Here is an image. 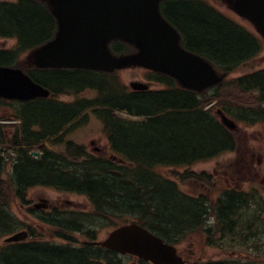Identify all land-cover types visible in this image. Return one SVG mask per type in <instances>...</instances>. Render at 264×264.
I'll return each instance as SVG.
<instances>
[{"label":"trees","instance_id":"16d2710c","mask_svg":"<svg viewBox=\"0 0 264 264\" xmlns=\"http://www.w3.org/2000/svg\"><path fill=\"white\" fill-rule=\"evenodd\" d=\"M162 11L181 34L186 49L228 76L264 50L259 36L206 0H170L163 4ZM55 32L56 20L42 4L31 0L17 6L0 4V36H16L23 51L51 40ZM111 49L114 53L131 51V47L120 42ZM19 54L0 50V66L19 65ZM27 71L54 97L93 90L97 98L72 105L45 100L20 104L14 110L19 123L14 132L8 125L0 124V239L25 226L11 212L3 189L26 202L29 189L45 186L85 195L92 204L90 213L39 217L61 231L83 234L88 231L87 237L94 240L97 233L89 230L135 221L173 243L175 233L186 235L201 226L197 220L207 207L206 201L183 192L161 169L188 168L235 149V133L222 124L215 113L218 109L248 126L264 123V69L231 76L204 93L182 89L175 80L162 74H155L154 79L164 89L136 93L129 91L117 75ZM92 110L103 122L112 150L126 164L96 158L71 143L64 153L43 148L55 137L60 136L61 140L70 123ZM38 148H43L42 155L35 158L31 153ZM8 163L12 169L7 185L2 176ZM189 170L186 174L196 175ZM202 175L200 178L206 181V175ZM225 194L247 197L233 191ZM217 207L218 202L216 208H209ZM59 237L72 240L66 234ZM0 264L123 263L115 253L89 244L71 248L19 243L0 247Z\"/></svg>","mask_w":264,"mask_h":264},{"label":"water","instance_id":"95a60500","mask_svg":"<svg viewBox=\"0 0 264 264\" xmlns=\"http://www.w3.org/2000/svg\"><path fill=\"white\" fill-rule=\"evenodd\" d=\"M52 5L59 21L55 38L36 49L30 61L38 68H75L114 72L140 66L176 79L183 88L202 92L224 79L200 56L181 47V37L161 14L164 0H43ZM241 17L249 20L264 38V0H224ZM119 40L137 51L114 56L109 44ZM135 90L147 85L132 83ZM50 92L34 82L22 69L0 66V98L32 100ZM224 125L237 124L218 111ZM25 233L6 240L19 242ZM100 245L130 253L153 264H184L176 249L137 223L112 231Z\"/></svg>","mask_w":264,"mask_h":264},{"label":"rangeland","instance_id":"374dc122","mask_svg":"<svg viewBox=\"0 0 264 264\" xmlns=\"http://www.w3.org/2000/svg\"><path fill=\"white\" fill-rule=\"evenodd\" d=\"M209 1L219 10H221L225 15L235 19L237 22H239L249 30L254 31L252 23L241 19L238 15L231 11L227 6L228 4L224 0ZM14 42L15 41L11 39H0V47L10 48L14 45ZM27 57L28 54L23 57V60L26 62L27 59H29V57ZM259 69H264V50L257 58L241 65L237 69V72L234 74V76L238 77L240 75L247 74ZM145 73L146 72L143 69H140L137 66H130L125 68L119 74L121 82L124 85L129 86L131 82H143ZM95 95V93L88 91L81 94L82 97L91 99H93ZM74 99L75 98L73 96H65L61 98V100H64L66 102H71ZM66 139L76 143L77 145L84 146L86 150L92 155L94 154L108 158L111 156V150L109 148L108 139L105 134L103 123L93 113H90L88 115V118H86L81 125H78L71 131H69ZM92 142H94V144H92ZM236 143V151L219 155L217 158L199 162L192 166L194 169H191L190 172L197 174L206 173L208 181H210L211 183L204 184L199 180H190L184 178L180 175V173L185 174L183 172L189 169L187 167L181 168L179 170L163 168L161 169V172L164 176L175 180L180 189L187 194H203L212 201H214L219 194H221L225 189H228V187L231 185L238 187L244 191L247 190L248 187L253 185L260 191L262 197H264V124L259 123L248 126L244 123L238 122ZM95 146L104 149L105 153L94 152L93 149ZM57 149L61 151L64 149V147L63 145H60L59 147H57ZM243 159H246V161L248 160L255 162V170L257 171L255 175L242 172L244 164L241 165L240 161ZM226 169L232 173V179L229 177V175H223V177L220 176V174H222ZM3 180L4 183L8 185L7 173L3 175ZM248 182L250 183L247 184ZM3 190L7 195L10 209L12 210L13 214L21 221L28 223V225L31 226L37 232V234H42V239L46 241H58L59 243H62V241L51 236V234L49 233L50 227L38 221L35 216L32 215L33 211H28V207H35L39 205L42 208L43 206H49L50 208L57 207L59 209L90 210V203L88 199L77 194L64 193L56 191L54 189L37 187L29 191V202L27 205H23L15 199L14 194L10 192L9 189L4 188ZM110 231V228H100L97 240H104ZM73 237L78 240V245L87 242V240H85L84 236L82 235L74 234ZM194 238V243L196 244L198 250L197 256H201L202 254H204L202 234L197 233L196 235H194ZM3 245L4 239L0 240V247ZM213 252V250H210V253ZM209 256H211V254H209ZM122 260L125 262V264L134 263V259H130L127 257L122 258Z\"/></svg>","mask_w":264,"mask_h":264},{"label":"flooded vegetation","instance_id":"af4514ba","mask_svg":"<svg viewBox=\"0 0 264 264\" xmlns=\"http://www.w3.org/2000/svg\"><path fill=\"white\" fill-rule=\"evenodd\" d=\"M3 1L4 4H8L9 6L14 5L10 0ZM1 3L2 1H0ZM43 6L48 9L47 5ZM59 103L66 102L59 100ZM70 103H74V101ZM15 108H18L16 104L10 109L14 110ZM67 135L61 138V144L64 147L70 143L66 139ZM59 146L60 143L54 144L53 147L49 143L47 144V147L54 152H58L57 147ZM93 151L105 153L104 149L98 146H95ZM96 156L102 157L99 155ZM247 161L246 159L240 161L241 165L244 164L242 172L255 175L257 173L255 170V162ZM223 175H229L231 179L233 178L232 173L227 169L220 174L221 177ZM252 186L247 188L250 191H243L233 185L229 186V189H234L236 193L247 197H228L229 195L221 194L220 197H216V200L218 199L219 209L216 211L206 210L202 218L197 220V222L201 221V226L188 232L184 237L175 233L173 245L177 250V254L185 261V264H264V197L258 193L259 190L255 186ZM206 201L211 200L206 197ZM29 208L31 211H34L33 207ZM53 209L57 213L66 211L65 209H59L57 207H52L49 211ZM30 230L33 232L32 228ZM197 233H201L203 237L204 254H202L203 256L201 255L202 257L197 256L198 250L194 243V235ZM94 243L95 241L91 242L94 248L104 252H110ZM210 250L214 252L210 253ZM133 259V264H141L140 260Z\"/></svg>","mask_w":264,"mask_h":264}]
</instances>
